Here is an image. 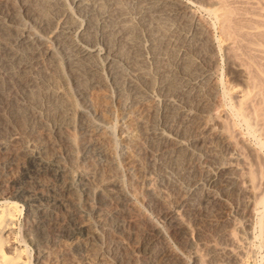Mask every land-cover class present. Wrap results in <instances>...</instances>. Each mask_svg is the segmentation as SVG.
Instances as JSON below:
<instances>
[{"label":"bare ground","instance_id":"6f19581e","mask_svg":"<svg viewBox=\"0 0 264 264\" xmlns=\"http://www.w3.org/2000/svg\"><path fill=\"white\" fill-rule=\"evenodd\" d=\"M244 134L264 0H0V264H264Z\"/></svg>","mask_w":264,"mask_h":264},{"label":"rangeland","instance_id":"374dc122","mask_svg":"<svg viewBox=\"0 0 264 264\" xmlns=\"http://www.w3.org/2000/svg\"><path fill=\"white\" fill-rule=\"evenodd\" d=\"M195 9L197 10V12L198 13H200L201 15H204V16H206V17H208V18H211L206 12L204 13L203 12V10L202 9H200V8H198V7H195ZM221 78V79H220ZM219 79L221 80V86H222V91L223 90H225V92H226V90H228L229 91V87L232 85V82H231V80H229L230 79V77L228 76V73H227V71H226V63H225V59L223 58V62L221 61V63H220V67H219ZM228 87V88H227ZM232 93H233V91H231ZM224 93V92H223ZM228 93L229 92H226L225 93V95L227 96H225V100H226V103H228V102H232L233 100H232V96L231 97H229L230 95H228ZM232 93H231V95H232ZM234 96V95H233ZM229 98H231V99H229ZM226 109H225V111L227 110V113L228 112H230L231 111V109L230 108H228V107H225ZM224 109V108H223ZM232 112V111H231ZM230 112V113H231ZM229 113V114H230ZM243 126V125H242ZM240 127V129L243 131V132H245L246 133V130L244 129V126L243 127ZM245 136V137H244ZM244 137V138H243ZM244 139V140H243ZM240 140H242V141H246L249 145L251 144L256 150H257V148H258V152H259V154H261L263 157H264V147H260V149H259V145L257 146V142H256V140H255V138H252V136H248L247 134H244V135H242V137H241V139ZM250 141V142H249ZM259 177V176H258ZM260 178V177H259ZM261 253V254H260ZM257 257H255L254 259H252V260H250L249 261V263L248 264H259L260 262H261V260H262V252L261 251H259L258 250V252H257V255H256ZM261 257V258H260ZM257 258H259L258 260H257ZM261 259V260H260ZM254 260V261H253ZM258 261V262H257ZM260 264H263V263H260Z\"/></svg>","mask_w":264,"mask_h":264}]
</instances>
